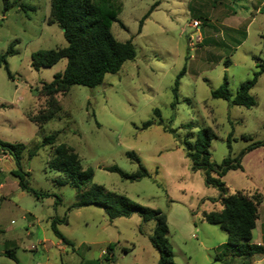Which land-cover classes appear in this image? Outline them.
<instances>
[{"label": "rangeland", "instance_id": "obj_1", "mask_svg": "<svg viewBox=\"0 0 264 264\" xmlns=\"http://www.w3.org/2000/svg\"><path fill=\"white\" fill-rule=\"evenodd\" d=\"M111 1L119 11L110 32L130 40L135 57L99 85H71L57 95L59 112L39 127L27 119L42 102L34 88L62 71L65 59L33 69L30 54L66 42L47 23L49 0H7L6 8L0 0V54L12 41L16 51L6 56L10 77L0 66V140L24 145L20 170L35 192L17 186L10 156L0 159V264L104 263L107 244L112 264H157L152 220L142 222L136 213L109 219L100 207H75V189L54 184L61 173L48 168L50 148L40 146L52 133L54 144L72 147L81 167L91 168V183L165 215L176 264H264V251L251 257L223 251L225 231L201 217L220 208L219 190L205 182L200 167L191 168L184 145L209 127L210 159L238 166L208 175L223 182L225 193L262 194L249 242L264 250V147L258 143L264 140V73L249 90L255 101L249 108L210 95L223 77L233 95L263 58L264 8H256L259 0ZM138 164L147 176L134 181L104 169L133 173ZM53 217L64 218L57 229L69 244L53 235ZM7 249L15 260L3 254Z\"/></svg>", "mask_w": 264, "mask_h": 264}, {"label": "trees", "instance_id": "obj_2", "mask_svg": "<svg viewBox=\"0 0 264 264\" xmlns=\"http://www.w3.org/2000/svg\"><path fill=\"white\" fill-rule=\"evenodd\" d=\"M7 5V0H3V7L6 8ZM118 11L119 5L111 0H49L47 23H55L61 29L66 44L59 48L33 51L30 54V66L33 69L48 67L62 58L65 59V66L62 71L55 72L49 82H43L39 88H34L38 97L42 98V102L34 113L27 115L29 121L41 127L59 112L57 95H65L71 85L86 87L99 85L105 74L117 72L125 61L135 57V49L131 41H118L110 32V25L116 20ZM260 38L264 41V29ZM13 45L14 41L0 54V66L4 67L9 77L11 75L7 68L6 56L16 52ZM256 59L258 60L255 63L256 69L251 72L249 78L238 85L233 95L230 94L226 78L223 77L222 83L211 90V97L225 99L233 105L246 108L253 106L255 101L249 94V90L258 76L264 73V56ZM149 124L148 121L142 123V128ZM213 137L212 130L209 127H203L199 130L193 144L184 141L186 154L191 159V168L200 167L204 172L205 182L216 186L219 190L217 199L220 208L204 211L201 217L205 222L217 225L225 231V241L221 246L229 255L251 257L254 254L263 253L260 244L249 242L258 216V205L262 194L258 191L247 194L243 191L225 193L223 182L217 177L208 175L209 171L222 174L224 168L238 166L237 162H232L229 158H224L219 164L210 159L208 147ZM229 137L230 133L227 141ZM54 142L55 134L52 133L42 138L40 146L50 148L48 168L61 173V177L56 178L54 184H69L75 189L73 206L100 207L109 219L136 213L142 222L152 220L154 226L149 240L158 252L157 264H176L166 236L168 228L165 215L158 209L140 205L123 195L111 193L102 186L91 183V168L81 167L78 155L73 148L65 143L54 144ZM258 143L264 147V140ZM23 149L22 143H8L0 140V153L8 154L16 167L10 170V173L17 179L18 187L35 194L27 186V180L23 178L24 172L20 170V154ZM34 153V150L29 151L28 155L32 156ZM126 155L138 161L134 153L127 152ZM137 166L138 170L133 173L124 172L114 165L104 169L116 172L122 179L134 181L147 176L145 168L140 164ZM63 221H65L64 218L53 217L49 227L56 238L64 244H69L70 242L57 229V223ZM105 252H111V244H107ZM3 254L15 260L11 250H5ZM104 258L106 260V256ZM217 258L218 256L215 257Z\"/></svg>", "mask_w": 264, "mask_h": 264}, {"label": "crops", "instance_id": "obj_3", "mask_svg": "<svg viewBox=\"0 0 264 264\" xmlns=\"http://www.w3.org/2000/svg\"><path fill=\"white\" fill-rule=\"evenodd\" d=\"M264 3V0H259V2H258V6H256V8L257 7H261L262 6V4ZM9 157V155L8 154H6V153H0V159H6V158H8ZM16 184H17V181H16ZM18 186V185H17ZM2 187V184L0 183V188ZM255 222H256V220H255ZM263 223H261V225H262ZM154 226V225H153ZM153 226L151 227V231H152V229H153ZM255 228V227H254ZM255 244H258V243H255ZM262 246V245H261ZM263 248V247H262ZM264 251V250H263ZM106 253V252H105ZM104 253V254H105ZM112 256H111V253H109V255H108V257H106V260H105V262L104 263H102V264H112V262H111V260H112V258H111ZM109 258H111L110 259V261L108 260ZM87 263H90V262H86V264ZM94 264V263H93ZM97 264H100V262H98Z\"/></svg>", "mask_w": 264, "mask_h": 264}, {"label": "built area", "instance_id": "obj_4", "mask_svg": "<svg viewBox=\"0 0 264 264\" xmlns=\"http://www.w3.org/2000/svg\"><path fill=\"white\" fill-rule=\"evenodd\" d=\"M100 264H102V263H100ZM109 264V263H108Z\"/></svg>", "mask_w": 264, "mask_h": 264}]
</instances>
